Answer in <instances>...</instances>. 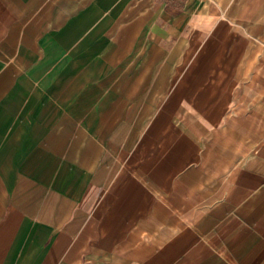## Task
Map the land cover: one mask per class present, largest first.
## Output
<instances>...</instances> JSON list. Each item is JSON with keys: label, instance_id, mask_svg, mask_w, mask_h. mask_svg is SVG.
Returning a JSON list of instances; mask_svg holds the SVG:
<instances>
[{"label": "crops", "instance_id": "crops-1", "mask_svg": "<svg viewBox=\"0 0 264 264\" xmlns=\"http://www.w3.org/2000/svg\"><path fill=\"white\" fill-rule=\"evenodd\" d=\"M0 264H264V0H0Z\"/></svg>", "mask_w": 264, "mask_h": 264}]
</instances>
